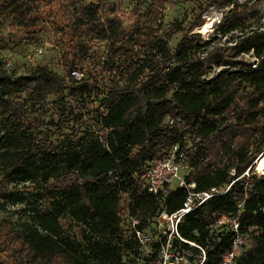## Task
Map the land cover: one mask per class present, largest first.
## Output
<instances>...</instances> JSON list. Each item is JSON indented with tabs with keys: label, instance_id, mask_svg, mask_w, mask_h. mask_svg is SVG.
Returning <instances> with one entry per match:
<instances>
[{
	"label": "trees",
	"instance_id": "trees-1",
	"mask_svg": "<svg viewBox=\"0 0 264 264\" xmlns=\"http://www.w3.org/2000/svg\"><path fill=\"white\" fill-rule=\"evenodd\" d=\"M177 1L149 0L132 10L126 26L108 0H28L24 6L0 0V16L11 17V30L47 13L39 5L55 9L53 24L68 44L63 75L38 66L15 76L0 64V177L41 185L30 223L19 230L0 221V264H154L159 241L151 259L138 261L128 217L146 230L161 213L183 206V188L162 197L145 189L150 163L174 146L184 154L186 180L195 191L232 183L178 226L179 235L198 246L175 244L188 264L201 263V250L202 264H220L234 237L227 227H213L224 214L238 218L248 242L235 264H264V173L252 170L264 155V9L238 0L201 2L191 12L192 27L202 26L207 5L225 9L214 32L207 39L185 32L172 47L170 34L183 32L184 22L170 23L168 36L162 23L166 7ZM237 31L233 44L212 46ZM245 55L253 65L238 60ZM214 67L226 69L209 79ZM30 110L51 112L47 124L70 133L56 146L41 137L24 145L22 139L43 124ZM67 206L90 235L84 243L63 230Z\"/></svg>",
	"mask_w": 264,
	"mask_h": 264
},
{
	"label": "rangeland",
	"instance_id": "rangeland-1",
	"mask_svg": "<svg viewBox=\"0 0 264 264\" xmlns=\"http://www.w3.org/2000/svg\"><path fill=\"white\" fill-rule=\"evenodd\" d=\"M149 0H108L109 8H114L115 13L121 16L126 26L130 24L128 16L134 9H143L144 5ZM210 0H178L173 7H166L163 14L162 32L166 36L170 34L169 24L175 20L184 22V31L179 33L170 34V46L175 45L181 40L185 32L191 31L192 34H201L203 39H207L215 30V26L221 20L222 14L225 9H219L215 5H207L206 9L202 13L201 27H192L191 12L199 7L202 2V6H205ZM240 3L248 2L255 5L256 8L264 9V0H238ZM28 0H17V6L26 5ZM84 3H88L89 0H83ZM213 3L216 0H212ZM46 6L39 5L38 11H46L47 13L40 16L38 20L30 23L27 28L10 29L12 24L11 17L0 16V64L2 68L9 74L18 76L31 73L36 67L44 66L49 70L63 75L65 73L61 57L65 51H67V43L62 38L57 29H55V9L50 12ZM108 12L102 15V22H104L108 16ZM187 18V20H186ZM66 17L65 20H68ZM186 20V21H185ZM264 22V20H263ZM241 35L239 31L231 33L226 36H219L213 43L215 46H226L233 44L236 39ZM98 45V43H97ZM97 45L95 47H97ZM36 49H41L42 53L37 54ZM204 55V53H202ZM245 60L250 64H254L255 59L251 55H245L238 60ZM7 64H10L7 66ZM225 67H214L210 70L208 78H214ZM91 109L89 104L88 110ZM51 112H42L37 114L33 111H29L31 118L39 119L42 124L40 127H34L30 134H27V138L22 139L24 145H28L33 142L34 138H47V142L51 146L58 145L62 137L70 133V129L63 125H48L49 115ZM56 122V119L55 121ZM46 137L40 135V131H46ZM32 134V135H31ZM21 143V144H22ZM16 145L14 148H19ZM264 156L263 152L258 154L253 166V171L257 174H263L264 170H258V161ZM40 184H17L11 182L7 178L0 177V221L6 220L12 222L17 229H23L25 224L30 223L32 210L40 204L38 199V190ZM70 206L65 208V214L61 218L63 230L66 234L75 238L81 243H84L85 238L89 237L87 230L76 224L69 214ZM161 228V229H160ZM168 228L167 224H163L161 227L157 222H151L146 228L145 233L149 236L153 242H158L162 238L160 230ZM190 256V254H189ZM4 259V256L0 254V261ZM156 259L153 261L155 263Z\"/></svg>",
	"mask_w": 264,
	"mask_h": 264
},
{
	"label": "built area",
	"instance_id": "built-area-1",
	"mask_svg": "<svg viewBox=\"0 0 264 264\" xmlns=\"http://www.w3.org/2000/svg\"><path fill=\"white\" fill-rule=\"evenodd\" d=\"M35 52L39 55L42 53V50L36 49ZM9 65L7 64V66ZM71 75L76 80H80L82 77L77 71H73ZM183 155L178 146H174L166 156L154 159L145 172V189L148 193L162 197L169 190L175 188H183L186 192L183 206L179 210L170 215L161 213L157 217L160 227L165 223L168 228L160 230L162 238L159 241L160 246L154 264H188L187 256L175 244L181 242L187 243L190 246H198L184 240L178 233V226L184 222L188 215L206 204L211 198L225 194L232 184H229L225 190L211 188L209 191H195V184L186 180L190 169L183 160ZM231 174L234 175L233 172ZM128 223L135 235L140 251L136 259L138 261L151 259L153 240L147 236L145 230L137 229L136 226L139 224V221L128 217ZM213 227H227L234 234L230 249L222 256L220 264H235L248 245L246 237L239 232L238 218L225 214L221 215ZM201 253L202 260L200 264L205 260L204 251L201 250Z\"/></svg>",
	"mask_w": 264,
	"mask_h": 264
},
{
	"label": "bare ground",
	"instance_id": "bare-ground-1",
	"mask_svg": "<svg viewBox=\"0 0 264 264\" xmlns=\"http://www.w3.org/2000/svg\"><path fill=\"white\" fill-rule=\"evenodd\" d=\"M258 162H259L258 163V170L263 171L264 170V156H262Z\"/></svg>",
	"mask_w": 264,
	"mask_h": 264
}]
</instances>
